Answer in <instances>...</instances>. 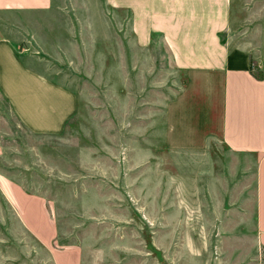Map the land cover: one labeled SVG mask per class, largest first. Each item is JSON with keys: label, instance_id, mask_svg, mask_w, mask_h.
<instances>
[{"label": "rangeland", "instance_id": "obj_1", "mask_svg": "<svg viewBox=\"0 0 264 264\" xmlns=\"http://www.w3.org/2000/svg\"><path fill=\"white\" fill-rule=\"evenodd\" d=\"M56 3L18 52L76 110L61 132L32 133L0 97V180L48 214L35 235L0 187V264H56L70 248L80 264H264L255 158L201 112L214 98L217 122L214 77L176 67L160 36L139 45L130 11ZM231 5L232 42L263 55L264 0Z\"/></svg>", "mask_w": 264, "mask_h": 264}, {"label": "crops", "instance_id": "obj_2", "mask_svg": "<svg viewBox=\"0 0 264 264\" xmlns=\"http://www.w3.org/2000/svg\"><path fill=\"white\" fill-rule=\"evenodd\" d=\"M104 1L110 8L132 13L131 27L139 45H149L153 36H160L176 67L191 75L214 77L208 88L210 95L218 94L217 122L212 96L208 110L207 104L201 105L202 117L209 116L229 150L255 158L256 239L264 251V54L232 42L236 16L231 0ZM56 4V0H0V97L23 127L38 134L61 132L76 110L74 94L31 69L18 52L20 40L27 41L30 31L34 36V26L41 29V20ZM0 187L24 225L38 236L45 226L39 218L48 217L44 202L19 193L6 181L0 180ZM54 257L56 264H80L75 248Z\"/></svg>", "mask_w": 264, "mask_h": 264}]
</instances>
